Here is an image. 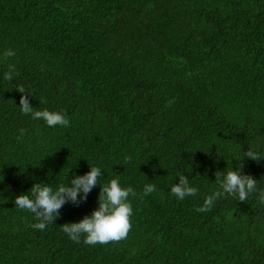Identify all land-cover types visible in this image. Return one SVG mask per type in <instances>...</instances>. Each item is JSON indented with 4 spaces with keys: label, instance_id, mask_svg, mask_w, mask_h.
I'll return each instance as SVG.
<instances>
[{
    "label": "trees",
    "instance_id": "trees-1",
    "mask_svg": "<svg viewBox=\"0 0 264 264\" xmlns=\"http://www.w3.org/2000/svg\"><path fill=\"white\" fill-rule=\"evenodd\" d=\"M20 85L33 108L70 126L23 115ZM242 161L257 191L196 211L221 190L214 173ZM90 167L100 185L44 231L15 207L34 184L55 192ZM179 174L196 196L171 195ZM117 176L137 193L127 238L70 240L61 226L97 210L101 185ZM149 183L156 190L141 198ZM260 190L264 0H0V264H264Z\"/></svg>",
    "mask_w": 264,
    "mask_h": 264
},
{
    "label": "clouds",
    "instance_id": "clouds-1",
    "mask_svg": "<svg viewBox=\"0 0 264 264\" xmlns=\"http://www.w3.org/2000/svg\"><path fill=\"white\" fill-rule=\"evenodd\" d=\"M14 55L15 53L10 49L4 52L5 58ZM14 72L15 65H9L3 79L12 81ZM16 91L22 94L19 101V109L23 115H30L33 120H42L50 128L70 126V120L65 114L47 109L36 110L33 108L28 99L30 95L26 93L22 85L18 86ZM39 103H45V101L40 100ZM174 103V99L169 100L167 106L171 107ZM19 131L20 137L17 139H21L26 133L25 129H20ZM244 156L253 161L261 159L260 155L252 150H247ZM130 160L131 156L125 157V163L130 162ZM242 167L243 161L240 163L238 170L216 171L214 173L216 183L221 190L208 195L204 200L203 206L198 207L196 211H210L215 201L225 194L237 198L238 201L243 203L249 194L256 192L257 180L250 175L242 174ZM101 175L99 167H90L89 172L82 176H74L67 186L61 185L55 192L50 186L36 183L30 189L32 198L26 194H21L15 198L14 205L20 210L33 213L38 222L32 224L31 227L38 231H44L49 224L54 223L59 217L60 210L65 204L71 203L79 206L81 203L86 202L89 193L99 184L98 180ZM178 178L179 183H175L171 187V195L178 200L197 195V188L190 185L187 176L179 174ZM155 190L154 184H146L141 198L153 193ZM129 196L136 197V191L131 186L121 187L117 176V178L110 180L108 184L101 185L97 210H94L90 216H85L79 222L64 224L61 226V230L67 234L70 240L77 244L81 242L82 236L83 243L88 246L107 245L112 242L119 243L127 238L132 228L130 218L133 214V209L129 202ZM258 202L264 205V190L259 191Z\"/></svg>",
    "mask_w": 264,
    "mask_h": 264
}]
</instances>
